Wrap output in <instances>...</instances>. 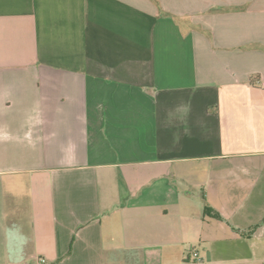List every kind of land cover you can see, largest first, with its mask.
I'll use <instances>...</instances> for the list:
<instances>
[{
  "label": "crops",
  "instance_id": "1",
  "mask_svg": "<svg viewBox=\"0 0 264 264\" xmlns=\"http://www.w3.org/2000/svg\"><path fill=\"white\" fill-rule=\"evenodd\" d=\"M262 81L264 0H0V264H264Z\"/></svg>",
  "mask_w": 264,
  "mask_h": 264
},
{
  "label": "built area",
  "instance_id": "2",
  "mask_svg": "<svg viewBox=\"0 0 264 264\" xmlns=\"http://www.w3.org/2000/svg\"><path fill=\"white\" fill-rule=\"evenodd\" d=\"M261 85L264 86V81L261 82ZM192 256H194V257H197V256H198V253H197L196 250H193V251H192ZM44 261H45V260H44L43 258H40V259H39V263H44Z\"/></svg>",
  "mask_w": 264,
  "mask_h": 264
},
{
  "label": "trees",
  "instance_id": "3",
  "mask_svg": "<svg viewBox=\"0 0 264 264\" xmlns=\"http://www.w3.org/2000/svg\"><path fill=\"white\" fill-rule=\"evenodd\" d=\"M205 213H209V208L208 207H205ZM217 215V214H216Z\"/></svg>",
  "mask_w": 264,
  "mask_h": 264
}]
</instances>
